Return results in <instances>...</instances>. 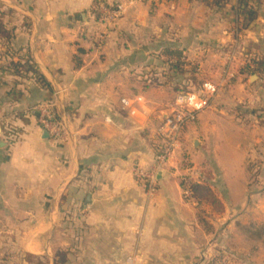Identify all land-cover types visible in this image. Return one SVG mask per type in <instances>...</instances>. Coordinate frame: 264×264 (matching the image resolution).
I'll list each match as a JSON object with an SVG mask.
<instances>
[{"label":"crops","instance_id":"crops-1","mask_svg":"<svg viewBox=\"0 0 264 264\" xmlns=\"http://www.w3.org/2000/svg\"><path fill=\"white\" fill-rule=\"evenodd\" d=\"M0 2L15 17L10 60L33 70L0 68V232L18 250L17 261L0 264H28L26 255L49 264H213L223 234L235 264H264L263 242L250 240L264 225L248 224L264 217V75L253 74L264 59V0ZM178 60L218 93L158 166V129L189 84L187 72L171 74ZM46 114L62 140L46 137ZM209 172L224 190L221 214L185 194ZM241 230L251 241L243 254Z\"/></svg>","mask_w":264,"mask_h":264},{"label":"rangeland","instance_id":"rangeland-1","mask_svg":"<svg viewBox=\"0 0 264 264\" xmlns=\"http://www.w3.org/2000/svg\"><path fill=\"white\" fill-rule=\"evenodd\" d=\"M140 2H144L145 0H138ZM149 2H158L160 0H146ZM98 8L95 9V12H97ZM12 9L7 8V6L3 3L0 2V23L3 24V31L2 29H0V68H9L12 69L14 71V73H20L21 71H27L28 66L25 65L26 63H24L25 68L20 67L19 61L17 62H12L11 60L14 59L13 56L15 55V53H17L18 50V46H15L14 42H13V37L15 35V31H16V27L15 25H13V20L15 19V17L12 15ZM121 10H116L113 13L116 14H120ZM112 19L117 20L119 15H113L112 12H110L109 15ZM11 58V60H10ZM177 77L180 75H176ZM181 77V76H180ZM182 78V77H181ZM58 120V119H57ZM60 123V122H59ZM60 130L62 133V136L64 135V132H62L63 127L60 126ZM257 171V170H256ZM260 172V170H259ZM213 172H209L206 173V178L202 181L203 184L208 185L212 191L214 192V194L218 197L220 194H224V190L222 186H218V185H213L211 183V179L213 178ZM217 177H219V175L217 174L215 179H217ZM217 181H215L216 183ZM260 188H264V186H257ZM258 191V190H257ZM219 198V197H218ZM223 204V211L222 212H218L216 210H214L212 208V206L207 205V204H203L206 206H210V209L214 210L216 213L221 214L224 212L225 210V206L223 203V200H220ZM257 205L261 206L260 209H264V203H260L258 202ZM248 224L251 225H264V217H257V219H253V221H248ZM4 225V218L0 217V228L3 231L4 227H2ZM255 229V228H254ZM238 236L236 237V252H241V254H243V252L249 251L250 247H249V243L252 241V244H257L258 242L256 241H262L264 244V227H259L257 228L253 233H252V237L253 239H250L251 241H248V236L247 234L244 232V230L240 233L237 234ZM227 237L224 236V234L222 235V237H219V248H215L214 250L211 251L209 257L210 260H214L213 264H235V262L237 263V258H236V253L235 251H233L232 249L229 248V246L225 243ZM10 240H12V235L11 234H7L4 232H0V263L4 262L5 260L8 261H17L16 260V255H18V250L15 247L9 248L4 246L5 241L9 242ZM231 241L230 244H232ZM233 246H235L233 244ZM240 250V251H239ZM235 261V262H234ZM212 262V261H210Z\"/></svg>","mask_w":264,"mask_h":264},{"label":"built area","instance_id":"built-area-1","mask_svg":"<svg viewBox=\"0 0 264 264\" xmlns=\"http://www.w3.org/2000/svg\"><path fill=\"white\" fill-rule=\"evenodd\" d=\"M113 12V15H119ZM217 93L218 88L216 85L211 81H205L197 92L180 91L177 94L170 113L163 118L162 124L157 132L159 144L158 166H162L180 147L182 133L186 125L194 120L199 113L210 107ZM124 104H127V102L124 101ZM41 124L55 139L62 140L63 136L60 130V123L54 115L46 114ZM141 179L148 185L150 190H154V174L142 173ZM185 194L187 197L191 196L189 189L186 190Z\"/></svg>","mask_w":264,"mask_h":264},{"label":"trees","instance_id":"trees-1","mask_svg":"<svg viewBox=\"0 0 264 264\" xmlns=\"http://www.w3.org/2000/svg\"><path fill=\"white\" fill-rule=\"evenodd\" d=\"M245 2V0H242V3ZM245 15V14H244ZM245 16H249L251 19L254 18V13L252 11H248ZM0 29L3 31V24L0 23ZM176 55V54H175ZM180 58V56H177V59ZM256 64V71L254 73H259L264 75V59L255 61ZM28 66L27 72H33L31 66L29 64H25ZM20 67L25 68L24 64H20ZM186 72L189 74L188 80L189 84L184 86V83L180 85L178 88L180 91H191V92H197L201 88L202 83H198L194 74V70L190 69L189 71L185 70V64L183 61H176L171 63V74L180 75L183 77ZM40 79L45 82L44 78L40 76ZM189 191L191 192V196L193 199H195L200 205L207 204L212 206V208L218 212H222L224 207L220 199L214 194L212 189L203 183H193L189 187ZM205 225V224H204ZM206 226V225H205ZM25 261L28 264H49L46 259L39 258L32 255H26ZM62 261V260H61ZM64 261V259H63Z\"/></svg>","mask_w":264,"mask_h":264},{"label":"water","instance_id":"water-1","mask_svg":"<svg viewBox=\"0 0 264 264\" xmlns=\"http://www.w3.org/2000/svg\"><path fill=\"white\" fill-rule=\"evenodd\" d=\"M257 77L256 76H253V79L255 80ZM44 133L46 135V137L48 138V132L46 130H44ZM4 146V144L0 141V148H2Z\"/></svg>","mask_w":264,"mask_h":264}]
</instances>
